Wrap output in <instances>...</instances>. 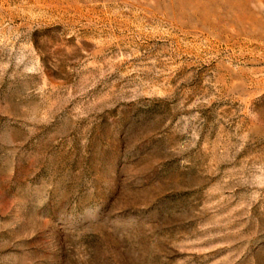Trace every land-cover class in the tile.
I'll use <instances>...</instances> for the list:
<instances>
[{"label":"rangeland","instance_id":"rangeland-1","mask_svg":"<svg viewBox=\"0 0 264 264\" xmlns=\"http://www.w3.org/2000/svg\"><path fill=\"white\" fill-rule=\"evenodd\" d=\"M0 264H264V0H0Z\"/></svg>","mask_w":264,"mask_h":264}]
</instances>
